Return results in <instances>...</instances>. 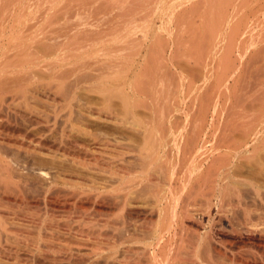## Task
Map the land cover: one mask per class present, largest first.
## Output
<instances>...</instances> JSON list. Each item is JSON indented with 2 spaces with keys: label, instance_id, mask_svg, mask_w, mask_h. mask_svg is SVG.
<instances>
[{
  "label": "bare ground",
  "instance_id": "6f19581e",
  "mask_svg": "<svg viewBox=\"0 0 264 264\" xmlns=\"http://www.w3.org/2000/svg\"><path fill=\"white\" fill-rule=\"evenodd\" d=\"M217 2H208L202 14L215 35L234 14ZM235 14L231 34L256 35L238 30ZM7 16L9 8H0V19ZM5 24L1 20L0 264H264V180L257 177L264 170L253 165L264 152V93L252 97L258 111L255 100L244 104L251 97L241 99L251 79L246 73L232 79L228 72L225 81L208 71L216 80L208 87L186 69L176 77L167 66L172 58L163 57V70H156L162 56H142L130 32L121 37L122 23L113 30L77 24L73 34L31 41L7 35L11 24ZM89 31L95 35L87 38ZM249 36L239 41L242 52L255 44ZM226 64L219 69L223 77ZM163 79L165 91L158 92ZM46 84L63 97L82 89L100 102L48 106L41 92ZM140 108L153 119L139 117ZM109 150L121 164L98 156ZM128 154L136 167L123 164ZM239 243L263 253L247 263L225 252Z\"/></svg>",
  "mask_w": 264,
  "mask_h": 264
},
{
  "label": "rangeland",
  "instance_id": "374dc122",
  "mask_svg": "<svg viewBox=\"0 0 264 264\" xmlns=\"http://www.w3.org/2000/svg\"><path fill=\"white\" fill-rule=\"evenodd\" d=\"M204 1L205 0H0V8H9L11 15L10 18L7 16L6 18L0 19V22L2 20V23L4 24H11L8 25L9 28H7V33H9L7 35L18 39H30L28 41H31L35 38L41 39L44 36H52L59 32L63 36H66V34L70 33V28H72L73 31L78 30V28L75 27L77 24H102L105 25V28L107 30H113L123 25L122 27H125L127 31L123 32L122 36H119L129 37L130 32V38H134L135 42L137 40L138 43L136 44V47L138 48V51L142 54V56L150 55V53H152L153 51L159 53L162 56L159 58L160 62H157L156 70H163L161 64L163 57L168 59L167 62L172 58L171 63H173V65L171 63H168L167 66L171 67L170 70H172V72H175V75H178L181 69H186L187 71L189 70L188 72H190L191 74L193 73L192 79L197 85H205L208 87L209 85H211L210 83H215L216 81H210L211 77L214 75V72L211 73V71H215V75L213 78H216L215 76H219L220 74V77H222L225 81L227 80V76H225V74H227L228 76L230 75L228 74V72L231 73V76H229L228 78L232 79L233 75L235 76L237 75V73L239 76H241L240 74L246 73V78L251 79L249 81L247 80L248 83L244 81L246 85L241 89V99H245L247 98L246 96L250 97L251 95L250 98H247L250 100L247 101L245 99L244 104H246L247 106L250 102H253L255 100L252 99L253 96H256V94H259V92L264 93V0H218L217 2H220V4L218 5L219 7H222V5L223 7L224 5L228 7L226 9L230 11V16L233 13V15H237L235 14L237 12L239 13L240 17L237 19L239 20L238 22L242 24V26H238V30L240 29L243 31L246 29L249 31L253 30V32H257L256 35L255 33H253L254 36L248 35L249 37L254 38L253 42L255 43L254 44L252 42L254 45H252V48H250V52L247 49H245L247 50V52H242V49H244L245 47L241 49L242 43L244 42L245 44L248 36H246L247 38H245L242 34H231V31L234 28V26H232L231 20V18L234 17L233 15V17L231 16V18L229 17L228 20L226 19L224 21V24L219 27L218 34L215 35L209 32L210 29L206 25L205 19L203 18L202 14L207 9V7L210 6L208 2L211 3V0H206L205 2ZM31 21L33 22L30 23ZM34 25L35 27H33ZM29 27H31L30 30H28ZM129 28L134 30L131 31V29ZM133 32L135 36L132 35ZM89 33L91 35H88L87 38L95 35L92 34L91 31H89ZM114 33L117 34V32ZM20 34H22L23 36H20ZM76 35L79 38L81 37V33H77ZM111 35H113V32L111 33ZM107 37L109 38L111 36ZM242 40L244 41L240 44L239 41ZM129 42L130 41L128 40L126 43L129 44ZM108 43L111 44L110 42ZM118 43L113 46L119 45ZM109 44L108 47H105L106 50H110L111 46H109ZM245 46L247 48V45ZM221 59L227 60L223 63ZM248 60L252 61V63L250 64L251 66H249L250 69L246 64L244 65V67L245 69L248 68L247 72H249V74H247L246 70H244V67H242L243 63L247 62ZM225 62L230 63V65H228L227 71L224 72L223 77V72L221 73L220 71L226 70L227 64ZM239 68H243L244 71L242 70L241 72ZM238 70L239 72H237ZM208 71H210V75L212 74V76H210V79L209 74H206L208 73ZM161 75V79H165V77L163 76L164 74ZM248 75H250L251 77H247ZM201 76H203V80ZM240 78L242 77L236 76V80L241 81L240 83L242 87L243 78L241 80ZM164 79L158 83V92H161V90L165 91V88L161 86ZM229 80L232 81L231 79ZM45 82L49 83V80ZM50 87L51 86H47L46 84L42 86L41 89V92L43 94L42 100L48 106L53 105L54 103L67 104L73 99L82 102H100L97 97L85 95V92L82 89L77 91L75 98H73L68 95L63 97L61 93L57 91V89H51ZM249 88V92L251 94H249L248 92ZM175 91L176 89L174 90V92ZM146 99L147 97L143 99L144 102ZM163 100L165 99L159 101L162 106H164V102H166ZM253 103H257V108H253L254 110L258 111L261 108V105L256 102V100ZM113 104V107H115L114 109H116L115 111L123 114V107L120 101L114 100ZM138 110L139 111L137 112L139 117H142L146 120L153 119V117L148 111H146V109L140 108ZM48 114L52 116V110L49 107ZM95 128L97 129V127ZM112 128L102 127V130L100 128H98L97 130L100 129L102 132H104L108 129L107 133H111L110 131L114 133V129ZM189 130L190 127H188L187 131ZM129 136L130 135L128 134L127 138H130ZM104 153L105 154L99 153L98 156L102 157V159L107 160V163H110L112 165L121 164L119 163L118 159L117 161L112 159V151L109 150V152ZM123 159L126 161L123 162L124 165L126 164L125 166H129L130 168L136 167L135 164H131L133 163V161L130 154L123 156ZM263 162L264 152L261 155V159H259V161H254L253 165H256V167L258 168L262 167L264 170ZM241 165H243V167H246L244 163ZM249 176L251 175L249 174ZM257 177L264 180V173L263 175ZM68 200L71 201L70 198L68 199L66 197H61L58 199V201L61 202H65ZM253 213V215L256 216L258 212H256V214L255 212ZM259 213H261V211H259ZM28 230L32 232L33 235H36L35 229ZM46 232H55V230L48 229L46 230ZM226 239L233 240L232 237H227ZM11 244L17 248L19 246L20 249L23 247L25 248L24 245L23 247H20L22 245L17 241H14ZM241 244L242 243H239L237 247L228 249V251L225 252L229 256L236 257L241 261L245 260L244 262L247 263L252 262V260L256 258L258 252V254H260V252L263 253V250H260V248L256 246H251L250 244H242V246ZM25 249H21V251L23 250L22 252H24ZM225 263L222 262V264Z\"/></svg>",
  "mask_w": 264,
  "mask_h": 264
}]
</instances>
